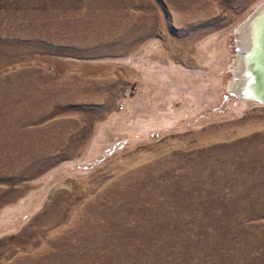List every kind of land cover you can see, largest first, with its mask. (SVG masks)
I'll list each match as a JSON object with an SVG mask.
<instances>
[{
  "label": "rangeland",
  "instance_id": "1",
  "mask_svg": "<svg viewBox=\"0 0 264 264\" xmlns=\"http://www.w3.org/2000/svg\"><path fill=\"white\" fill-rule=\"evenodd\" d=\"M261 3L0 0V264H264Z\"/></svg>",
  "mask_w": 264,
  "mask_h": 264
},
{
  "label": "water",
  "instance_id": "2",
  "mask_svg": "<svg viewBox=\"0 0 264 264\" xmlns=\"http://www.w3.org/2000/svg\"><path fill=\"white\" fill-rule=\"evenodd\" d=\"M242 24L247 32L246 49L241 50L237 46L236 37L234 58L237 55L241 58L240 78L244 82L238 85V95H231L227 86L226 91L235 100L264 107V3L258 5ZM234 34L237 35L236 30ZM229 72L233 77V73Z\"/></svg>",
  "mask_w": 264,
  "mask_h": 264
},
{
  "label": "bare ground",
  "instance_id": "3",
  "mask_svg": "<svg viewBox=\"0 0 264 264\" xmlns=\"http://www.w3.org/2000/svg\"><path fill=\"white\" fill-rule=\"evenodd\" d=\"M236 33H237L236 37H238V40L236 42L237 46H239L241 50L246 49V44H247V39H246L247 34L246 33L247 32H246L243 24H241L236 29ZM230 69H231V72L233 73V77L230 80V82L228 83L227 89L231 95H238V85H240L244 82V80H242L240 78V72L242 70V61H241V58L239 55H237L234 58V61L231 65ZM118 176H119V174H118ZM114 180L116 181L117 179H114ZM106 184H107V182H106ZM52 225H53V223H52Z\"/></svg>",
  "mask_w": 264,
  "mask_h": 264
},
{
  "label": "built area",
  "instance_id": "4",
  "mask_svg": "<svg viewBox=\"0 0 264 264\" xmlns=\"http://www.w3.org/2000/svg\"><path fill=\"white\" fill-rule=\"evenodd\" d=\"M117 108H118V110H123V108H124V101L119 102L117 104Z\"/></svg>",
  "mask_w": 264,
  "mask_h": 264
}]
</instances>
